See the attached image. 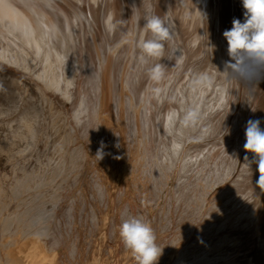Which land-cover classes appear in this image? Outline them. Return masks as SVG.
I'll use <instances>...</instances> for the list:
<instances>
[{"label": "bare ground", "instance_id": "bare-ground-1", "mask_svg": "<svg viewBox=\"0 0 264 264\" xmlns=\"http://www.w3.org/2000/svg\"><path fill=\"white\" fill-rule=\"evenodd\" d=\"M243 13L242 0H0V76L11 83L8 99L14 102L21 93L25 100L7 111L8 131L0 138V156L9 155L5 164L19 166L0 171V264H137L118 235L125 209L155 229L163 249L157 264H189L203 248L215 252L195 255L200 264H261L264 168L257 173L254 154L247 152V161L243 156L236 178L230 159L217 174L208 170V176H193L199 178L197 183L188 180L187 149L198 150L200 159L203 139L216 126L209 111L219 99L235 94L246 98L244 118L260 119L264 128V73L249 69L250 89L241 94L243 85L223 73V61L229 59L223 32L232 27L233 18L243 21ZM153 15L169 33L162 41L161 59L154 64V56H143L140 47L151 37L144 25ZM179 42L192 62V74L183 83L186 96L179 89L174 94L166 91L184 60ZM167 63L163 76L148 85ZM178 72L177 86L182 83ZM164 92L172 100L159 112L155 108ZM146 93L157 104L151 97V106L142 109ZM155 111L161 113L159 119ZM20 129L29 131V141L21 132L25 142L19 143ZM149 136L150 141H162L161 154L155 152L162 165L157 173L154 162L147 167L145 155L137 151ZM101 141L106 147L98 159ZM209 144L216 153L220 142ZM32 156L39 160L37 168L30 162ZM243 174L248 182H241L247 180ZM221 190L225 191L218 203ZM238 194L248 195L250 203L244 228L261 231L262 240L255 256L233 259L232 239L221 233L233 227L240 208Z\"/></svg>", "mask_w": 264, "mask_h": 264}, {"label": "rangeland", "instance_id": "rangeland-1", "mask_svg": "<svg viewBox=\"0 0 264 264\" xmlns=\"http://www.w3.org/2000/svg\"><path fill=\"white\" fill-rule=\"evenodd\" d=\"M153 5H154V2L153 3H151V8H154L153 7ZM233 14V13H232ZM141 24H142V22L141 23H139V26L138 27H140L141 26ZM125 26V25H124ZM139 28H137V30H138ZM213 28H211V30H212ZM210 34V33H209ZM180 38V37H179ZM180 39H182V38H180ZM179 44H181L180 42H179ZM178 45V44H177ZM122 46V47H121ZM123 46L124 45H120V47H119V49H122L123 48ZM180 46V48L182 47V44L181 45H179ZM125 48V47H124ZM182 49V48H181ZM183 50V49H182ZM182 50H180V54L182 55V59H181V61L183 60V62H180V64H181V69L180 68H178L177 69V71H176V75H174V77H173V80L172 81H174L173 82V87H171V88H169L168 90H166V91H170L171 93L173 92V94L179 89V91H180V93L183 95H185V93H186V91H187V93L189 92L188 90H186L185 88V85L183 84V83H185L186 82V78L188 79L190 76H191V72H190V69H189V65L192 63L190 60V58L189 57H186L184 54H186L185 53V51L183 50V52H182ZM182 52V53H181ZM157 56H154V58H153V64H154V60L156 59V60H160L161 58H160V56H158V58H156ZM163 58V57H162ZM164 59V58H163ZM163 59H162V62H163ZM187 61V62H186ZM160 62V61H159ZM162 62L160 63V64H162ZM183 63V64H182ZM187 63V64H186ZM190 63V64H189ZM159 64V65H160ZM179 64V65H180ZM168 63L167 64H165L160 70H156L155 71V74L153 75V80L151 79L150 80V84H148V85H150V86H152L153 85V83H154V79H155V77H162L163 76V74L165 73H163V68L164 67H168ZM186 66V67H185ZM188 66V67H187ZM185 67V68H184ZM170 68H172L171 70H174L175 68H173V66L172 67H170ZM169 68V69H170ZM1 69L2 70H4L2 67H1ZM153 69H155L154 67H153ZM166 69V68H165ZM169 69H166V70H169ZM183 69V70H182ZM185 69V70H184ZM180 70V72H178ZM188 71V72H187ZM177 72H178V75L180 74L181 75V81H182V83L181 84H179V85H181V86H177L176 84V82L177 81H175L176 79H177ZM184 72V73H183ZM163 73V74H162ZM190 74V75H189ZM158 75V76H157ZM184 75H186V76H184ZM176 77V78H175ZM183 78V79H182ZM175 79V80H174ZM152 81V82H151ZM159 81H161V80H159ZM184 81V82H183ZM183 84V85H182ZM175 86H176V88H175ZM10 87H11V83L10 82H8V80L5 78V77H3V76H0V138H2L3 137V133H7V131H8V127H7V121H6V119H7V111L8 110H11V109H13V107H14V105L16 104V103H20V104H24V102H25V100L22 98V96H23V94H21V93H16L17 94V96H16V98H17V100L16 101H14V102H12L10 99H8V96H10L11 95V89H10ZM134 87V86H133ZM135 88V87H134ZM152 88V87H151ZM136 89V88H135ZM173 89H174V91H173ZM177 89V90H176ZM244 87L242 86L241 87V91L239 90V88L237 89V90H239L240 91V94L241 93H243V91H244ZM147 90V89H146ZM237 90H235V91H237ZM151 91L153 92V90L151 89ZM165 91V92H166ZM164 92V94H165V97L162 95V97H161V99H160V105L158 104V106H156V107H158V109L157 108H155L156 110H160L161 109V106H166L167 107V105L169 104V103H171V101L170 100H172V98H171V94H169L168 96H166V93ZM245 92H246V89H245ZM186 93V94H187ZM150 96V95H149ZM186 96V95H185ZM231 95H229L228 97H226V100H224V99H219V101H218V103L216 104V108H213V105H212V107L210 108V111H209V113H211V114H209L208 115V117L210 116V118H213L214 120H215V128L213 127V130H212V133H211V131H210V133H208V135L206 136L207 138H205V139H203L204 140V142L202 143V144H204V145H202V147L204 146V151L203 152H205V154L203 153V155H202V153H201V151H200V153L201 154H199V157H200V159L196 156V154H198V152L196 153L195 151H198V150H196V149H194V148H191V150L190 149H187V151H189V153H190V156L192 157V159H191V157L189 156V154H188V156H189V160L190 161H188L189 162V165H190V169H191V176H189V181L191 180V179H193V180H191V181H194V182H198L199 181V178L198 177H193V176H198L199 175V177L201 178H203V177H205V176H208V174L207 173H210V172H214L213 174H217L218 172H219V170H217L216 171V169L218 168H222V167H224L226 164H229V162H230V159H231V165H229V166H232V167H230V168H233V178H236V171H238V169H239V171L241 170V168L242 167H240V165H242L241 163H243V160H242V158H243V156H245L246 154H247V152H245V149H244V147H243V145H244V142H245V127H246V124H247V120L245 119L246 118V116H247V113L245 112V107H246V105H247V101H246V98H245V101H244V99H243V97H241V95H239V96H237L236 94H235V96L234 95H232V97H230ZM237 96V97H236ZM145 97L147 98L148 97V95H147V93H146V95H145ZM152 96H150V97H148L147 99V104H146V102L144 101V102H142L143 103V105H142V103L140 104V107L142 108V109H144V105H146L145 106V108L147 107V106H151L150 104H151V102H155L156 101V99H154L153 97L151 98ZM164 97V98H163ZM233 97H235V99L233 98ZM150 98L152 99V101L150 100ZM241 98H242V100L245 102H243L242 100H241ZM164 99V100H163ZM167 99V100H166ZM168 99H169V101L170 102H168ZM63 100H66V98L65 99H63ZM241 100V101H240ZM142 101V100H141ZM149 101V102H148ZM151 101V102H150ZM162 101V102H161ZM230 101V102H229ZM233 101V102H232ZM165 102L167 103V104H165ZM226 102H227V104H229V105H224V104H226ZM232 102V103H231ZM148 103H149V105H148ZM156 104H157V102H155ZM243 103V104H242ZM172 105V104H171ZM219 105H221V110L223 111V112H220L221 110H220V108L218 107ZM164 106H163V108L161 109V110H164ZM224 106V107H223ZM234 106V107H233ZM237 106H238V108H237ZM245 106V107H244ZM17 107H19V105L18 106H16V108ZM233 107V108H232ZM224 110H223V109ZM232 108V109H231ZM216 109H218V111H219V113H218V111H216ZM235 109V110H234ZM211 110H212V112H211ZM238 110H240V111H238ZM154 112V111H153ZM156 112V117H160L161 116V113H160V115H159V112H157V111H155ZM166 112V111H165ZM214 112V113H213ZM216 112V113H215ZM225 112V113H224ZM236 112H238V113H236ZM222 113V114H221ZM228 113H229V115L231 116H229L228 115ZM240 113V114H239ZM244 113V115L242 116V114ZM143 114H144V112H143ZM150 114V113H149ZM220 114V115H219ZM228 116H227V115ZM233 114V115H232ZM6 115V116H5ZM213 115V116H212ZM215 115V116H214ZM235 115H237V116H235ZM240 115V116H239ZM144 116V118H146L147 119V116L145 117V114L143 115ZM220 116V118H218ZM226 116H227V118H226ZM234 116V117H233ZM159 117H158V119H159ZM245 117V118H244ZM210 118H208V119H210ZM218 118V119H217ZM225 118V119H224ZM243 118V119H242ZM234 119H235V121H234ZM237 119V120H236ZM229 120V121H228ZM230 120H232V121H230ZM239 120H241V121H239ZM139 121H140V119H138V121H137V123H136V126L138 127V124H139ZM225 121V123H223ZM246 121V122H245ZM217 122V123H216ZM234 122V123H233ZM230 124H232V125H230ZM224 125H225V127H224ZM241 127H240V126ZM218 126V127H217ZM221 128H220V127ZM228 126H229V128H228ZM233 127V128H232ZM228 129V131L226 130V129ZM234 128H235V131H234ZM241 128V129H240ZM225 129V130H224ZM237 131V132H236ZM21 132H25L26 133V140L27 141H29L28 139L30 138V133H29V131H27L26 129H20V142L19 143H24L25 141H24V138H22V136H21ZM224 132H227V133H229L228 135H226L227 133H224ZM231 132V133H230ZM212 135H213V137L215 138V140H214V138L212 137ZM211 136V137H210ZM224 136H228V137H224ZM160 137V136H159ZM209 137H210V139H209ZM224 137V138H223ZM231 137V138H230ZM146 139V141L145 142H143L142 141V143H144V144H146L149 148H150V150H149V148L146 146V145H144V144H142V145H140V150H139V148H138V153L140 154V156L141 155H145V157H142V159H144V161H145V163H144V165H146L147 167H152V165H153V169H154V172L155 173H157V171H158V169L161 171L162 170V168H161V164L158 166V162L160 161L159 159L157 160V157H158V155H157V153H160L161 154V150H162V148H163V146H162V141H161V139H159V138H157V140H156V138L154 137H152L151 138V141H150V136L149 137H145ZM213 138V139H212ZM227 138L229 139V140H227ZM238 138V139H237ZM141 139H142V137H141ZM141 139L139 140V141H141ZM159 139V140H158ZM217 139H219V140H217ZM232 139H234L233 140V142L231 143V141H232ZM237 139V140H236ZM154 140V141H153ZM208 140H212V141H218V142H220V144L218 145V149H217V151H216V153H214L213 154V151H214V149H212V150H210L211 149V147L209 148V146H210V141L209 142H206V141H208ZM227 140V141H226ZM135 141V139H133V141L132 142H134ZM147 141H150V142H147ZM161 141V142H160ZM223 141V143L225 144H221V142ZM241 141V142H240ZM159 142H160V144H159ZM198 142H200V141H198ZM235 142V143H234ZM19 143H18V145H19ZM152 143H154V144H152ZM206 143H208V144H206ZM152 144V146H149V145H151ZM159 144V145H158ZM231 144V145H230ZM154 145H155V147H156V150L154 149ZM208 146V148L206 147V146ZM227 145H229V146H227ZM233 145V146H232ZM238 147H237V146ZM225 148H223V147ZM232 146V147H231ZM240 146V147H239ZM146 147V148H145ZM213 147V146H212ZM221 147V148H220ZM227 147V148H226ZM237 147V148H236ZM145 148V149H144ZM148 148V149H147ZM158 148H159V150H158ZM161 148V149H160ZM201 148V147H200ZM223 148V149H222ZM230 148V149H229ZM233 148V149H232ZM141 149H142V151H141ZM144 149V150H143ZM220 149V150H219ZM227 149V150H226ZM242 149V150H241ZM146 150V151H145ZM193 150V151H192ZM222 150V151H221ZM225 152H224V151ZM230 152H229V151ZM141 151V152H140ZM150 151L152 152V156H151V153H150ZM158 151V152H157ZM160 151V152H159ZM191 151V152H190ZM207 151H208V153H207ZM219 151V152H218ZM143 152V153H142ZM155 152H157L156 154H155ZM218 152V153H217ZM227 152V153H226ZM238 152V153H237ZM187 153V152H186ZM186 153H185V155H186ZM220 153L222 154V155H220ZM227 155H226V154ZM228 153H230L231 154V156L228 154ZM234 153V154H233ZM237 153V154H236ZM213 154V155H212ZM233 154V155H232ZM6 155L8 156V158L5 160V158H6ZM143 155V156H144ZM149 157H148V156ZM195 155V156H194ZM203 157H202V156ZM206 155H207V158H206ZM215 155V156H214ZM225 155V156H224ZM228 155H229V157H228ZM238 156V157H235V156ZM241 155V156H240ZM147 156V157H146ZM154 156H155V158H154ZM157 156V157H156ZM160 156V155H159ZM205 156V157H204ZM220 156V157H219ZM222 156V157H221ZM186 157H187V155H186ZM211 157V158H210ZM225 157V158H224ZM227 157V158H226ZM233 157V158H232ZM147 159V161H146V159ZM151 158H153V161H152V159ZM209 158V159H208ZM216 158H217V160H216ZM219 158V159H218ZM226 160L227 159V161H225L224 162V160ZM245 158V157H244ZM243 158V159H244ZM149 159V160H148ZM151 159V160H150ZM215 160V162H214V160ZM232 159L234 160V161H232ZM9 160V155L6 153V154H4V153H2L1 154V156H0V171H2V172H9L12 168H17V167H19L18 166V163L17 162H12V163H10V162H8L7 164H5L7 161ZM155 160V161H154ZM200 160V161H199ZM203 160V161H202ZM209 160V161H208ZM211 160H213L212 162H211ZM222 160V161H221ZM228 160H229V162H228ZM242 160V161H241ZM254 160V159H253ZM208 161V162H207ZM220 161V162H219ZM31 163H33L35 166V168H37L38 167V163H39V160H36L33 156H32V158H31V161H30ZM150 162V163H149ZM154 162V163H153ZM155 162H157V163H155ZM192 162V163H191ZM224 164H223V163ZM232 162L233 163H235L234 165L232 164ZM254 162H255V160H254ZM22 163V162H21ZM153 163V164H152ZM200 163V164H199ZM202 163V164H201ZM206 163H208V165L206 164ZM214 163V164H213ZM217 163H219V165H217ZM147 164H149V165H147ZM152 164V165H151ZM157 164V165H156ZM193 164V165H192ZM197 164V165H196ZM257 164V169H258V172L257 173H259L260 171H261V169H263V168H261L260 170H259V166H258V163H256ZM196 165V166H195ZM202 167H201V166ZM210 165V166H209ZM221 165V166H220ZM223 165V166H222ZM239 165V166H238ZM207 166H208V168L209 169H207ZM218 166V167H217ZM228 166V165H227ZM234 166V167H233ZM158 167V169H156ZM240 167V168H239ZM151 168V169H152ZM203 168V169H202ZM204 168L207 170H204ZM211 168V169H210ZM215 168V169H214ZM237 168V169H236ZM156 170V171H155ZM208 170L210 171V172H208ZM212 170V171H211ZM215 170V171H214ZM198 171H200V172H198ZM202 171H203V173H202ZM204 171H205V173H204ZM194 172H197V173H194ZM217 172V173H216ZM231 172H232V170H231ZM194 173V174H193ZM197 174V175H196ZM201 174V175H200ZM244 175V177H245V179H247V180H244V179H242L241 180V182L242 183H244V182H248V176L247 175H245V174H243ZM246 176H247V178H246ZM196 179V180H195ZM198 179V180H197ZM264 180V179H263ZM242 183H240V184H242ZM229 184H233V183H229ZM229 184H227V185H229ZM227 185H225V186H227ZM216 186H217V184H216ZM244 187V185L241 187V188H243ZM226 189H227V187H225ZM224 188V189H225ZM212 190V189H211ZM222 191V192H221ZM221 191H219V197H217V200H215L216 202L218 201V200H221V201H218V203H220V202H222V198L221 197H223V194H224V191L225 190H221ZM193 192H194V190H193ZM221 192V193H220ZM212 194H213V192H211ZM239 194L240 193H243V189H242V191L241 192H238ZM210 195V196H213V195ZM238 194V197H237V199L239 198L240 200H239V202H240V208H236V209H239L237 212H236V215H234V218H233V227H231V225H230V227L231 228H229L230 230L229 231H227V232H223V233H221V236H222V238H227V239H229V238H231L232 240L230 241V242H232V245H233V259L234 258H237V257H239V259L241 258V256L242 257H244L243 255H245V254H249V255H256L257 253H258V251L257 250H259L260 249V241L262 240V236H261V231H257V230H255V229H253L252 228V226L251 227H247V228H244V224H246L245 222H246V220H248V219H250V216H249V213L250 212H248V210H249V208H247V206L249 207V205H250V203L249 202H247V201H249V199L247 198V196L246 195H243V196H245V197H243L242 195H239ZM245 194V193H244ZM246 194H247V192H246ZM221 198V199H220ZM242 198H244V200H242ZM245 199H247V200H245ZM244 202H245V204H247L248 203V205H246L245 206V204H244ZM222 204V203H221ZM242 205H244L246 208L244 209V206H242ZM243 208H242V207ZM242 208V209H241ZM262 208V209H261ZM241 209V210H240ZM232 210V209H231ZM247 210V211H246ZM259 210H260V215H262V217H260V218H262L261 219V227L262 226H264V199L261 201V203H260V205H259ZM246 211V212H245ZM263 211V212H262ZM233 212H235V211H233ZM248 212V213H247ZM238 213V214H237ZM247 213V214H246ZM239 216V217H238ZM248 216V217H247ZM245 217V218H244ZM260 218L258 219V217H257V220H259V222H260ZM236 219V220H235ZM243 219V220H242ZM252 219V218H251ZM240 221H241V223H240ZM243 221V222H242ZM245 221V222H244ZM235 228V229H234ZM232 229V230H231ZM234 229V230H233ZM252 229V230H251ZM244 230H246V231H244ZM232 231V232H231ZM236 232V233H235ZM245 232V233H244ZM247 232V233H246ZM254 232V233H253ZM239 233V234H238ZM250 233H251V235H250ZM258 233H260V235L258 234ZM245 234V235H244ZM238 235V236H237ZM243 235H244V238H246V239H244L243 238ZM242 236V237H241ZM247 236V237H246ZM250 238H249V237ZM253 236V237H252ZM253 238V239H252ZM260 239V240H259ZM243 240V241H242ZM252 241V242H251ZM259 242V243H258ZM248 244V245H247ZM254 244V245H253ZM239 245H242L241 247L239 246ZM245 246V247H244ZM240 247V248H239ZM257 247H259V248H257ZM238 249H240L239 250V252H238ZM249 250V251H248ZM196 251V250H195ZM200 252H202V253H206L207 255H211V254H213L215 251H212V250H208V249H201V251ZM199 252V254H194V255H192V257L194 258V260L193 261H191L189 264H200V262H199V260L198 259H196V256H198V255H200L201 253ZM235 252H238V253H235ZM241 253V254H240ZM252 253H255V254H252ZM196 255V256H195ZM219 255V254H218ZM260 255V254H259ZM252 256H250V257H252ZM186 257H188V256H186ZM191 256H189L188 258H190ZM191 257V258H192ZM264 257H262L261 259H259L261 262V264H264ZM219 262V261H218ZM185 263V262H184Z\"/></svg>", "mask_w": 264, "mask_h": 264}, {"label": "clouds", "instance_id": "clouds-1", "mask_svg": "<svg viewBox=\"0 0 264 264\" xmlns=\"http://www.w3.org/2000/svg\"><path fill=\"white\" fill-rule=\"evenodd\" d=\"M242 7L243 21L233 18L232 27L223 32L229 57L223 61V73H226L228 80H235L245 89H250L249 69L264 73V0H242ZM144 26L151 37L140 43L143 56L162 55V41L169 38L168 29L161 18L155 15L146 17ZM210 47L214 49L215 46ZM105 147L101 141L97 150L98 159L103 157ZM243 147L246 152L254 154L253 159L258 163L259 170L264 168V128L261 127L260 119L247 121ZM245 160H248L247 156ZM118 235L125 250L132 253L137 264H157L163 249L156 242L152 224L142 216L132 215L125 209L121 213Z\"/></svg>", "mask_w": 264, "mask_h": 264}]
</instances>
